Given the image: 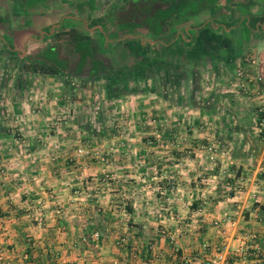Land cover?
I'll return each mask as SVG.
<instances>
[{"label":"crops","instance_id":"crops-1","mask_svg":"<svg viewBox=\"0 0 264 264\" xmlns=\"http://www.w3.org/2000/svg\"><path fill=\"white\" fill-rule=\"evenodd\" d=\"M198 2L194 11L167 18L170 27L158 34L130 29L150 46L161 43L163 67L146 74V94L110 95L119 94L123 105L146 95L152 121L161 113L165 126L129 129L127 139L128 129L108 130L100 109L108 97L85 114L83 103L97 93L85 97L78 86L60 96L54 73L27 65L53 66L42 55L60 57L51 29L34 13L21 24L0 12V61L9 75L0 81V264H180L216 249L233 264H264V127L257 123L264 0ZM73 69L65 72L98 76ZM29 70L38 79L29 80ZM88 141L94 154L75 155ZM105 143L113 155L100 147ZM125 164L126 184L113 172ZM138 181L151 207L124 195ZM61 182L65 188L56 191ZM248 233L262 256L241 259L234 251Z\"/></svg>","mask_w":264,"mask_h":264},{"label":"rangeland","instance_id":"rangeland-1","mask_svg":"<svg viewBox=\"0 0 264 264\" xmlns=\"http://www.w3.org/2000/svg\"><path fill=\"white\" fill-rule=\"evenodd\" d=\"M27 1L28 0H0V12L14 17L15 20H17L16 22L21 24L31 18V13L36 14L34 15V19L39 18L43 21L41 23L43 25L42 28L44 30L51 29L53 34L51 38H53L57 44L55 50H57L58 56L63 57L71 63L75 61L77 57L76 54H78L75 51L78 41L87 39L90 41L93 51L104 58L105 62L112 68L110 72L111 75H108V73H100V75L97 74L98 76L90 80L85 79L84 76H70L63 70H57V72L54 73V79L60 84V90H63L60 91V96H65L70 91L73 94L74 91L72 88L78 86L83 87L85 97L97 93L98 97H90L93 98L92 101L83 103L85 106L81 107L79 105L85 114H91V112L93 114V111L100 107L97 106L96 108L97 104L95 100H97V98L102 99L103 96L108 97L110 101L106 100L105 102L107 103H103V107L100 109L101 114L105 115L108 119L106 124L110 127L108 130L111 132L120 133L126 129H147L148 127L156 129L164 128L165 121L161 119V111H159L160 118L152 121V115L146 109V105H144L142 101L146 95L140 97L142 99L139 100V103L133 104L130 102L126 105H123L121 102L122 100L116 97L122 94L125 96L128 94L129 97L130 94L134 93L131 91H136V89H139L136 92L141 94L147 93L145 88L147 80L146 74L149 70L155 69V71H159L163 67V46L161 43L158 42L154 46H150L148 40L143 37L146 32L142 29L138 30L140 34H144L141 37L133 33L124 34L123 36L115 27H108L112 33L110 36H114L113 33L121 36L119 38L107 40L104 34L100 32L98 26L90 24L92 18L104 16L108 10L124 4L126 0H88V2H82L81 6H77L74 2L75 0H50L46 4H44L43 0L33 1L32 3ZM180 1L181 0H173V4L177 6ZM29 3L30 5H28ZM24 8L25 10L28 9L29 13L24 11ZM80 9H83L82 12L79 11ZM70 13L79 16V18L66 15ZM56 22H59V25L53 24L51 26V23ZM47 37L48 36L45 38ZM40 43L43 42L40 41ZM2 66L3 62L0 61V81L3 80L4 77L9 76L8 73L2 71ZM25 74L29 80L38 79L35 77L36 72L29 70ZM83 75H85L84 72ZM17 76L18 75H16V77ZM49 76L50 74L47 73L46 79H49ZM84 83H87V85ZM119 89L121 91L120 95L117 94L113 97L110 95L111 92L109 91H116ZM100 91L103 92V94H100ZM69 96L67 95L66 97ZM158 108L161 109V105ZM118 114H121L118 121L115 118L112 119L111 116H117ZM138 115L143 117L141 122H136L138 120L136 116ZM92 143L93 142L88 141L81 146L91 149L89 145Z\"/></svg>","mask_w":264,"mask_h":264},{"label":"trees","instance_id":"trees-1","mask_svg":"<svg viewBox=\"0 0 264 264\" xmlns=\"http://www.w3.org/2000/svg\"><path fill=\"white\" fill-rule=\"evenodd\" d=\"M33 1L37 0H28L27 2L32 3ZM49 1L43 0L44 4ZM198 1L200 0H190L188 8L181 10L175 7L173 0H126L124 4L108 10L104 16L92 18L90 24L98 26L100 32L104 34L107 40H112L124 34H131L132 31L130 29L132 27L138 30L142 29L146 33L158 34L170 27L167 18L170 17L172 18L171 21H173L186 12L194 11L196 4L199 3ZM74 2L77 6H81L82 2H88V0H75ZM82 10L80 9L79 11L82 12ZM66 15L79 18V16L72 13ZM108 27H115L121 35L113 33L114 36H110L112 33ZM75 51L78 53V60L74 64H70L62 57L42 55L43 59H52L54 65L52 66L49 63L37 64L36 62H29L27 65L33 67V69L37 67L49 73H55L57 71L56 68L64 71L74 68L73 71L78 73L85 70L89 77L100 73L110 74L112 68L105 62L104 58L93 51L89 40H79Z\"/></svg>","mask_w":264,"mask_h":264},{"label":"built area","instance_id":"built-area-1","mask_svg":"<svg viewBox=\"0 0 264 264\" xmlns=\"http://www.w3.org/2000/svg\"><path fill=\"white\" fill-rule=\"evenodd\" d=\"M237 75H242V70L237 69L236 70ZM259 77V76H258ZM258 115H257V123L264 127V107H259L258 110ZM111 149V147H110ZM89 149L78 145L75 147V155L78 156H86V155H91L95 151H88ZM86 236H84L85 238ZM90 237L94 240L97 239L98 233L97 231H93L90 233ZM172 237H170L171 239ZM120 240H124V236L120 237ZM234 251L238 254V256L241 259L247 258L249 254H252L256 257H259L260 255L262 256V249L259 246L258 241L256 240V236L254 233H248L245 237V241L241 244H239ZM264 258V254L262 256ZM180 264H233L232 260L228 257V254L225 250L223 249H216L212 253H209L206 256L202 257H196L193 258L191 261L188 263H180Z\"/></svg>","mask_w":264,"mask_h":264},{"label":"clouds","instance_id":"clouds-1","mask_svg":"<svg viewBox=\"0 0 264 264\" xmlns=\"http://www.w3.org/2000/svg\"><path fill=\"white\" fill-rule=\"evenodd\" d=\"M130 135H131V131L129 130L128 133H127V135H126L124 138L127 139ZM100 147H101L102 149L107 150V154H108V155H110V156L113 155V152L111 151V149H110V147H109V145H108L107 143L100 145ZM88 151H93V150L89 149ZM93 154H94V153H93ZM102 155H103V153H102ZM125 155H127V153H125ZM129 158H130V157H129ZM47 162H48V161H47L46 159H44V158H41V159H40V165H41V166H44ZM127 167H128V165L125 164L122 168H118V169H117V168H114V169H113V172H114V178L117 179L118 182L121 181V180H123L125 184L127 183L128 177H125V176H124V169L127 168ZM190 170H191V169H190ZM44 175H45V174L42 173V174H41V177L43 178ZM134 175H136V176H139V175H140L138 169L136 170V172L134 173ZM95 179H96V178H94V180H95ZM96 182L98 183V180H97ZM139 183H140V182L138 181V182H137V185H130V186L125 190L124 195L126 196V198H134V197H138L139 200H143V201L148 202L149 207H151V206H152V204H151V198L148 197V193H147V191H145V187H151V185L148 184L147 180H144V181H143V184L145 185V187H140V186H138ZM68 186L71 187V186H78V185H68ZM64 188H65V185H64L63 182H61L60 184H58V186H57V188H56L55 190H56V191H59V190L64 189ZM109 191H110V190H109ZM129 193H131V196L128 195ZM104 198H105V199L108 198V193H107V192L105 193V197H104Z\"/></svg>","mask_w":264,"mask_h":264}]
</instances>
